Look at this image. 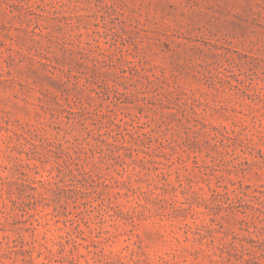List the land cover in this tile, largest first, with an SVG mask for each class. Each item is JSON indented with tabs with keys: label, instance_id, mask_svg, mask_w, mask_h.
<instances>
[{
	"label": "rangeland",
	"instance_id": "1",
	"mask_svg": "<svg viewBox=\"0 0 264 264\" xmlns=\"http://www.w3.org/2000/svg\"><path fill=\"white\" fill-rule=\"evenodd\" d=\"M0 264H264V0H0Z\"/></svg>",
	"mask_w": 264,
	"mask_h": 264
}]
</instances>
